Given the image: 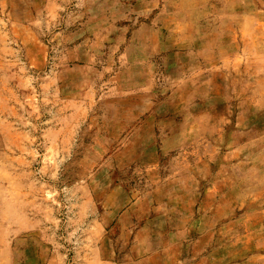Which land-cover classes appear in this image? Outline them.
Wrapping results in <instances>:
<instances>
[{
    "label": "rangeland",
    "instance_id": "rangeland-1",
    "mask_svg": "<svg viewBox=\"0 0 264 264\" xmlns=\"http://www.w3.org/2000/svg\"><path fill=\"white\" fill-rule=\"evenodd\" d=\"M0 264H264V0H0Z\"/></svg>",
    "mask_w": 264,
    "mask_h": 264
},
{
    "label": "crops",
    "instance_id": "crops-1",
    "mask_svg": "<svg viewBox=\"0 0 264 264\" xmlns=\"http://www.w3.org/2000/svg\"><path fill=\"white\" fill-rule=\"evenodd\" d=\"M207 110H209L208 108H206ZM198 121H200V120H198Z\"/></svg>",
    "mask_w": 264,
    "mask_h": 264
}]
</instances>
